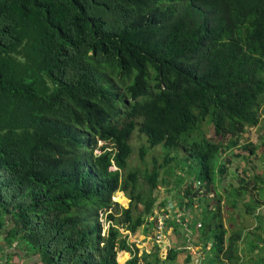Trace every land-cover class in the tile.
I'll return each instance as SVG.
<instances>
[{
  "label": "trees",
  "instance_id": "trees-1",
  "mask_svg": "<svg viewBox=\"0 0 264 264\" xmlns=\"http://www.w3.org/2000/svg\"><path fill=\"white\" fill-rule=\"evenodd\" d=\"M263 105L264 0H0L1 241L26 244L36 264H118L121 252L125 264H177V252L162 261L157 244L139 256L128 243L155 228L154 192L171 161L145 171L143 189L128 169L137 132L140 162L157 147L198 162L179 197L186 227L171 222L197 236L199 252L180 264H236L238 237L226 239L214 197L230 173L220 158L246 160L238 139ZM203 123L225 151L200 137ZM240 148L251 164L255 150L264 158V148ZM261 176L250 179L264 186ZM236 189L223 190L238 194L236 214L261 221L264 192Z\"/></svg>",
  "mask_w": 264,
  "mask_h": 264
},
{
  "label": "rangeland",
  "instance_id": "rangeland-1",
  "mask_svg": "<svg viewBox=\"0 0 264 264\" xmlns=\"http://www.w3.org/2000/svg\"><path fill=\"white\" fill-rule=\"evenodd\" d=\"M212 131L213 130L210 125H206L203 123L200 126L198 134L200 135V137H204L206 140H209L215 144L222 143L223 144L222 151H225L226 146H227L226 145L227 139L220 140L218 138H213ZM238 141H239V145H238L239 148H237V153L235 154H238L239 156H243V158H245L246 160L241 161L239 159H231L230 162H227L226 157L221 156L220 162L222 166H225L224 171L227 168H229L230 173L229 175L227 173H225V175L223 176L220 175V179L224 182L223 187L219 189L220 195H214V197L219 199V201H221L224 197L227 200V202L226 200H223V204L222 205L220 204L222 221L227 230H229L230 225L234 223V221H232V216L238 213L235 209H238L239 205L240 206L242 205L238 204L239 196L238 194H235L236 191L235 193H231V192L227 193L226 191H223V190L225 189L227 191H232V189L234 188L240 189L241 187H243L246 189L247 192L252 193L254 195V191H252V187L255 185V181H252L250 178L257 177V175L261 172L262 174L261 179L264 180V158L258 153L257 150H255L254 152L255 157L253 158L252 164H251L247 162V160H250V158L252 157L249 156L248 152H245L240 148L241 146L243 145L245 146L247 144H252L254 148L257 147V149L259 150H262L264 148V105L262 106V109H261V119H260L259 124L256 127H252L246 130L245 135L240 137ZM130 144L133 149V154H132L131 160L129 161L128 169L130 171L134 169L139 171V182L142 185L143 189L146 188V186L143 183V178H142L145 171L150 172L151 169L153 168V165L156 167L163 166L165 162V156H168V159L171 160L170 162L167 163V165L164 166L163 169L160 170L161 180H163L165 184L161 185L157 189V191L154 192V195L156 197V204H155L156 209L161 208L162 199L164 197H167L171 202L176 203L177 200H179L177 197H180L181 194L184 192L183 191L184 185L187 184L188 181H194V179L198 178L197 177L198 175L197 160L188 159L187 162L184 163L183 160L185 161L184 159L185 154L184 153L182 154V151L178 149L165 151L162 147H157L149 151L144 161L140 162L138 152L141 147L147 148L145 139L139 136L137 132H135ZM217 159L218 158H216L215 160ZM215 180H216V175H214V181ZM176 184H179V186L171 190L172 187ZM261 188H263V185H261ZM236 195L238 196V198L236 197ZM242 196L246 198V196L244 195ZM235 199L237 201V207L235 206L236 208L233 209L232 208L233 206H231V202ZM112 201L117 203L122 208H126L129 202L122 192H116L112 197ZM242 201L243 202L248 201L247 204L249 205V208L251 209L253 208L254 203L252 202L251 199L248 198V200L244 199ZM195 202L196 201L192 202V207L194 206L193 203ZM246 207L248 208L247 205ZM188 209H190V206H186L184 211L188 213ZM194 212H197V210H195ZM242 222H243V219H241V222L239 223H242ZM236 223H238V221ZM147 229L150 230V227L148 226ZM130 241L131 239H128V243ZM17 253L21 254V251ZM16 255L17 254L15 253V256ZM23 256L24 257L28 256L27 251H25V254L22 253V257ZM162 256H163V259L166 258L165 253H163ZM122 259H123L122 254L119 253L116 259L117 263L123 264L125 259L123 260ZM1 260L5 262L6 260L5 256H2ZM23 263L24 262L22 261L21 264ZM2 264L4 263L2 262Z\"/></svg>",
  "mask_w": 264,
  "mask_h": 264
},
{
  "label": "crops",
  "instance_id": "crops-1",
  "mask_svg": "<svg viewBox=\"0 0 264 264\" xmlns=\"http://www.w3.org/2000/svg\"><path fill=\"white\" fill-rule=\"evenodd\" d=\"M262 182H264V180H262ZM263 188H261V184L255 182V185L252 187V191H254L255 198L259 196V193L261 195V191L264 192V190H262ZM177 198L179 199V197ZM223 200H226V198L224 197L220 201L221 205L223 204ZM167 201L171 202L167 197H164L162 199L161 208L155 209L154 215L167 204ZM260 201L261 207L263 206L264 208V193L263 196H261ZM176 203H174L175 206L182 212L186 213V211L184 210L188 203L183 204L180 199L177 200ZM193 204V208L197 210V212L194 213H198L197 217H199L200 215L202 216L203 209L200 206V202L196 201ZM181 206L184 207V210L181 208ZM188 211L190 210L188 209ZM186 214L190 218V215L188 213ZM261 218L262 220L258 221L251 215L239 216V214H235L234 216H232V221H234V223L230 225L229 230H227L225 225H223L226 230V239H229L230 237H238V241L236 243V252L233 257L234 262L236 264H258L260 261H264V214ZM241 219H243V222L239 223L241 222ZM171 221V219L166 220L165 237L163 240V242H165L163 245H156V243L153 241V238H155L154 230L152 228L148 230L147 226L140 227L137 230L136 234L128 236V239H131L129 243L131 245H136V248L139 251V256L142 253L149 254L150 248L156 245L159 248V257L162 261H165L166 259H163V253H165L166 257V254L169 251H174L182 255H179L177 257V264H180L184 257L183 252H199V247L197 246V236L193 234L191 241H187V238H185V236L180 232L177 226H175ZM237 221L238 223H236ZM252 247H255V249L252 250ZM20 251L21 254H18L17 252ZM25 251H27L28 256L22 257V253L25 254ZM15 253L17 254L16 256ZM121 254L123 259H125L123 263L125 264L130 259V255L126 254L125 252H121ZM2 256H5V262L1 260ZM31 257L32 256L30 254V248L26 244H15L14 246L9 247L4 245L0 238V264H2V262L4 264H21L22 261L24 262L23 264H36L38 262V259L36 257ZM196 257L197 255L194 258Z\"/></svg>",
  "mask_w": 264,
  "mask_h": 264
},
{
  "label": "built area",
  "instance_id": "built-area-1",
  "mask_svg": "<svg viewBox=\"0 0 264 264\" xmlns=\"http://www.w3.org/2000/svg\"><path fill=\"white\" fill-rule=\"evenodd\" d=\"M112 170H116L115 168H112ZM184 217V213L179 210L173 202H167V204L155 215L152 217H149V221H152L153 219L156 220L155 228H153L155 233L154 242L156 244L163 245L164 237H165V223L166 220H174L178 225H180L183 229L185 226V220L187 218L185 217L184 222L181 220V218Z\"/></svg>",
  "mask_w": 264,
  "mask_h": 264
},
{
  "label": "bare ground",
  "instance_id": "bare-ground-1",
  "mask_svg": "<svg viewBox=\"0 0 264 264\" xmlns=\"http://www.w3.org/2000/svg\"><path fill=\"white\" fill-rule=\"evenodd\" d=\"M189 226V225H188Z\"/></svg>",
  "mask_w": 264,
  "mask_h": 264
},
{
  "label": "water",
  "instance_id": "water-1",
  "mask_svg": "<svg viewBox=\"0 0 264 264\" xmlns=\"http://www.w3.org/2000/svg\"><path fill=\"white\" fill-rule=\"evenodd\" d=\"M123 196V195H122Z\"/></svg>",
  "mask_w": 264,
  "mask_h": 264
}]
</instances>
